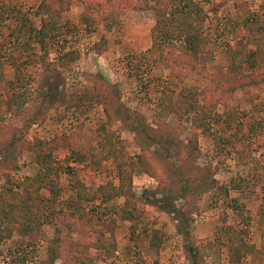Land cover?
Instances as JSON below:
<instances>
[{
    "label": "rangeland",
    "instance_id": "1",
    "mask_svg": "<svg viewBox=\"0 0 264 264\" xmlns=\"http://www.w3.org/2000/svg\"><path fill=\"white\" fill-rule=\"evenodd\" d=\"M41 2L0 0V144H29L0 169V194L17 201L24 179L39 181L41 215L75 211L74 229L65 214L27 234L14 225L0 264H193L189 246L197 264H264V0H69L65 31L45 37ZM148 134L179 150L174 170ZM70 140L90 150L81 164L65 162ZM138 156L167 190L131 172ZM71 181L122 194L79 203ZM172 181L186 194L166 199Z\"/></svg>",
    "mask_w": 264,
    "mask_h": 264
},
{
    "label": "trees",
    "instance_id": "2",
    "mask_svg": "<svg viewBox=\"0 0 264 264\" xmlns=\"http://www.w3.org/2000/svg\"><path fill=\"white\" fill-rule=\"evenodd\" d=\"M57 2H58V0H57ZM57 2H55V0H42L40 5L36 9V13H35L36 15H43V17H45V19H47V21L45 20L42 22L41 27L38 30V33H40L42 37L43 36L45 37L49 28L55 29L56 35H60L61 33H63L62 32L63 30L65 31V27H64L65 25L62 22L61 15H62V13L67 11V9L69 8L70 2H69V0H60V2H58L59 3L58 6L55 5ZM60 3H61V5H60ZM167 4H168V2H167ZM117 5H120V4H117ZM161 5L163 7V4H161ZM184 9H186V6H184V5H183V7H180L179 9L175 8V10H178V12H180V13H183ZM82 15H84V14H82ZM102 15L103 14L100 13L97 16H94V15H91V16L93 19H99L100 20L101 17L103 19L105 18L104 17L105 13L103 16ZM81 21H82V23H84L86 25V23H87L86 17L81 16ZM18 34L22 35L23 31L19 30ZM68 53L71 56L69 61H72V60L74 61L75 59L72 55H76V53H73V52H68ZM7 84H9V83H7ZM127 119H131V118H127ZM133 121H137V120L133 119ZM32 124H33V121H31V120L26 121L25 120V123L23 124V127H22V131L24 132V134L26 133V131L28 130V128ZM17 131L21 132V130H17ZM154 131H156V130H154ZM147 136H148L147 140L149 141L150 146L155 145V147L161 148V155H162V157L164 156L162 158V161L166 165L165 168H168L170 170L175 168L174 164H177L176 161H178L177 158H178L179 150H176V148L174 150H172L171 146L169 145L168 140H165L161 137L153 138L155 140H152V136L150 134H148ZM14 139L15 138L13 135V137L10 140H8L7 144L6 143L0 144V169L7 166L11 160H12V162L15 160V156H16L15 152L17 150H23L29 145L28 142L22 141V143H20V145H19L20 147H17L15 149V146H13V145H14V143H16L17 140H14ZM161 139H163V140H161ZM145 152L149 153V155H150V152L148 150H145ZM88 153H90V150L88 152L83 151V150L77 148L76 144L74 145V142L72 143L70 140L69 141V150H68V154L66 155L65 162L67 164L68 163H78V162L81 164L86 159L85 154H88ZM189 153L192 154V152H189ZM142 158H143L142 156H138L139 161H138V163L132 164V166L130 167L131 172L136 173V172L142 171V172H144V173H146V174L150 175L151 177H154L158 180L159 184H158L157 190H161V191L167 190V186H166V183L164 181V177L158 176V174L155 172V170L151 166L139 164L141 162ZM65 170H66L68 176L72 179L73 167L67 165L65 167ZM120 174H121V177H120V179H121L122 178V172H120ZM131 175L132 174H129L130 178H131ZM179 175H180V173H179ZM181 181H182V179H181ZM70 183H71V187L75 189V198H76L75 201H77L79 203H81V202L91 203V202L95 201V199H99L100 203L106 204L110 208V207H112V205L114 203V197H117V196L122 194L120 188L115 189V187L112 186V183H108L106 186H103V187L100 186L97 189V191L94 193L87 192L85 186L80 182L74 183V181H71ZM42 184L43 183H40L39 181L38 182L34 181L32 179H28V178L24 179L21 183V185L23 186L21 188L24 189V191H25L23 193L27 192V195H24V194L18 192L19 190H17V192H14L15 195L17 196L16 198H18L17 201L15 200V197L13 198L14 194H10V193L7 194V192L11 189H9V188L5 189L4 188L5 192H2L0 194V223L5 225L6 232L4 233V235L0 234V241L3 240L4 238H8L11 235L12 230L14 229V225H17L19 227V230L21 233L27 234V233H30L32 230L39 229V227L42 226L43 224H51V223L55 224V221H54L55 218L54 217L55 216L60 217L61 214H65L67 217H70V218L67 222H65V225L63 222L59 226H62V225H64L65 227L67 226L66 230H69V231H72V229H74L73 228V222H71L70 220H73V218H75V215H74L75 211L68 212L66 210H58V212H56L54 214H52V213L49 214L48 218L41 215V210H39V207L37 205H39V203L41 201V198L39 197L38 192L42 188ZM174 184H175L174 181H172L171 185H170L171 187H175L172 192H171V190L168 191L167 195L165 193H163L164 196L166 197V199H170V197L173 194H178L177 196H182L183 192L186 194V187L185 186L179 185L177 188V186H175ZM121 185H122V182H121ZM29 187H31L30 190H28ZM43 187H44V185H43ZM9 194L11 195V198L8 197ZM124 195H125L124 196L125 200H124V204L121 208V217L124 219L134 220L137 217L134 214V212H136V206H135V204L131 203V196L130 195H127V194H124ZM11 199H14L12 201V203H10ZM170 207H171V209L169 211H167V213L170 214V213L176 211V210H173L171 205H170ZM160 209H161V207H160ZM176 212L178 213L180 211L177 210ZM189 214H190V212H189ZM63 217H65V216L63 215ZM182 218H185L184 220H186L188 225H190L192 223V219L189 218V215H187L185 217L184 212L181 214L179 219L175 218V220L177 222H181ZM187 223L185 224L184 221H182L181 225H179L180 224L179 223L176 226L177 232H179V234L182 235L184 240H186V238L189 236V233H190V231L187 227ZM55 226H56V224H55ZM55 241H57V247H58L59 241H58L57 236L55 237ZM59 245H60V243H59ZM94 247L96 249H98V247L96 245ZM187 251H189L188 254L191 257L190 258L191 262L193 264H197L196 263V261H197L196 251L192 252L193 250H192V247H190V246L187 247ZM50 255L51 256L49 257V262L52 263L59 255V252H58L57 248H55V246L53 248H51V254ZM82 263L92 264L91 261H82Z\"/></svg>",
    "mask_w": 264,
    "mask_h": 264
}]
</instances>
